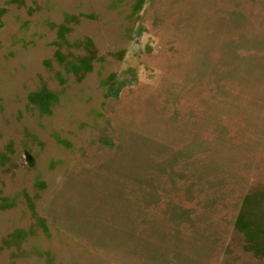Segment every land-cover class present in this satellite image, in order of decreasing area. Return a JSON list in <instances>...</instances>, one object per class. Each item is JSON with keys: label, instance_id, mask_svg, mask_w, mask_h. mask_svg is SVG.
Listing matches in <instances>:
<instances>
[{"label": "rangeland", "instance_id": "rangeland-1", "mask_svg": "<svg viewBox=\"0 0 264 264\" xmlns=\"http://www.w3.org/2000/svg\"><path fill=\"white\" fill-rule=\"evenodd\" d=\"M0 264H264V0H0Z\"/></svg>", "mask_w": 264, "mask_h": 264}, {"label": "crops", "instance_id": "crops-1", "mask_svg": "<svg viewBox=\"0 0 264 264\" xmlns=\"http://www.w3.org/2000/svg\"><path fill=\"white\" fill-rule=\"evenodd\" d=\"M153 152V160H152V166H150V167H148L147 169H145V166H144V162H145V160H144V157H145V150H140V156L138 155L137 157L139 158L140 157V166L138 167V170L136 171V175H137V177H136V181H138V185L140 186V187H136L137 188V190L138 189H141L142 188V186H144V184H145V181H144V174H146V172H147V170H148V173H150V171H149V169H151V168H153V174H160L161 173V171H160V166H158L159 165V161L160 160H158L157 159V157H155V156H157L155 153H154V151H152ZM95 157H98V158H100V156L99 155H95ZM156 158V159H155ZM94 161H91V162H89V165L91 164V163H93ZM96 163H97V166H100V167H102L100 164H99V160L98 159H96V161H95ZM113 162H114V164H113ZM138 162V161H137ZM141 162H142V165H141ZM115 164H117V165H119V164H121V162L119 161V160H117V161H111V162H109V165H115ZM127 167H128V165H127ZM128 173H131V171L129 170V172ZM147 178H149V177H147ZM78 179H80L79 177H78V175L76 174V173H74L73 172V174L71 175V180H68V182H67V185L65 186V188H67V189H70L71 187H74V185H75V183L76 182H78ZM150 184V183H149ZM154 186V187H153ZM155 186H156V184H155V182H154V180H153V182H152V186H151V188L154 190V188H155ZM151 190V189H150ZM68 190H66V192H67ZM64 193V194H62V195H60L59 193V195H57V197L58 198H56V199H54V203H53V206H54V209H55V212H59L60 213V215H62V217H66V216H64L63 215V209L61 208V206H60V203H59V201L60 202H62L63 203V197L64 196H66L67 197V193ZM144 198H145V195H144V197H143V200H144ZM247 198H245V200H246ZM143 200L142 199H140V202H139V200H138V204H139V206L141 207L140 209H142L143 210V208H144V202H143ZM245 202V201H244ZM155 204H153V206H154ZM47 206H51V203H49ZM49 209V208H48ZM61 221H62V223H63V225H65V227H64V229H66L67 228V225L69 226V228L70 229H76L77 227H79V224H83V225H85V222L86 221H79V219H75V218H72V219H67V217L66 218H64V219H61ZM93 221V219L92 220H89V222L91 223ZM142 221V220H141ZM143 222V221H142ZM86 225H87V222H86ZM196 225V224H195ZM194 225V226H195ZM194 226H191V227H194ZM140 227H143L144 228V224L142 223V225L140 226ZM66 231H68V229L66 230ZM224 231V230H223ZM118 248H120V246H118V245H116V247L114 248V249H117V251H116V253L117 254H119V252H118ZM114 249H112V251H114ZM111 258L112 259H115V256H111Z\"/></svg>", "mask_w": 264, "mask_h": 264}]
</instances>
